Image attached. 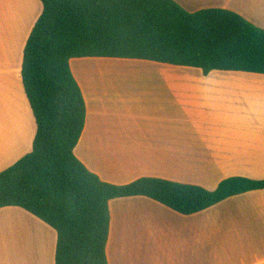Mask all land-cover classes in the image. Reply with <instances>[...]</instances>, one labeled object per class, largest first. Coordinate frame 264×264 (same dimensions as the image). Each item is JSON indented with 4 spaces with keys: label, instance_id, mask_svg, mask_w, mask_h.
<instances>
[{
    "label": "crops",
    "instance_id": "obj_1",
    "mask_svg": "<svg viewBox=\"0 0 264 264\" xmlns=\"http://www.w3.org/2000/svg\"><path fill=\"white\" fill-rule=\"evenodd\" d=\"M173 1L188 13L228 10L264 30V0ZM39 2L0 0V173L33 151L37 125L21 75L29 33L24 45L15 40L22 19L42 14ZM119 60L127 64L102 65ZM71 70L87 106L75 156L103 182L155 178L215 191L231 177L264 180V75L104 58L74 59ZM119 71L142 82L117 89L106 78ZM110 211L109 264H264V190L190 216L146 197L113 200ZM56 245L37 217L0 210V259L17 250L23 261V246L33 262L21 264H55Z\"/></svg>",
    "mask_w": 264,
    "mask_h": 264
},
{
    "label": "trees",
    "instance_id": "obj_2",
    "mask_svg": "<svg viewBox=\"0 0 264 264\" xmlns=\"http://www.w3.org/2000/svg\"><path fill=\"white\" fill-rule=\"evenodd\" d=\"M43 11L23 52L22 81L37 125L33 151L0 173V210L20 208L57 233L55 264H109L110 203L146 197L190 216L264 190L231 177L215 191L142 178L103 182L75 156L87 106L71 61H150L264 75V30L222 9L188 13L173 0H40Z\"/></svg>",
    "mask_w": 264,
    "mask_h": 264
},
{
    "label": "rangeland",
    "instance_id": "obj_3",
    "mask_svg": "<svg viewBox=\"0 0 264 264\" xmlns=\"http://www.w3.org/2000/svg\"><path fill=\"white\" fill-rule=\"evenodd\" d=\"M40 4L41 3L39 2V5ZM31 11H32V9H31ZM40 13H41V7L37 11L34 9L32 13L31 12L29 13L30 14L29 16H26L24 19L21 20L23 22L27 18L23 22V24L20 23L22 25L18 28L19 32H17L18 36H17V38L15 40V44L16 43L22 44V45L25 44V42H24L25 37L27 36L28 33H29L28 34V38L30 37V32L32 31L34 25L38 21L40 15H41ZM15 23H17V22H15ZM10 24H14V23L12 22ZM9 30L14 32L12 28L9 29ZM13 34L14 33H11L9 35V37H12ZM17 46L19 47V45H17ZM16 52H17V50H16ZM104 64L105 65H111L109 67L114 66V68L116 69V67H115L116 65H124V64H127V63H125V61L119 60V61H115L114 63L113 62H111V63H102V65H104ZM74 66H75V64H74ZM98 66H100V65H98ZM118 68H121V67H118ZM107 75L108 74H106V73L105 74L102 73L101 76L102 77H106ZM106 82L114 85L117 89H125L128 86H130V85H134V84H137V83L142 82V81L136 75L133 76L132 74H129L128 72H123V71L120 72L119 71V73L117 72V73H114L111 76H107ZM17 225H18L17 227L19 228L20 226L24 227L25 224L22 225L21 223L17 222ZM17 248L19 250V253H21V255H22V260L23 261L25 259L26 260L28 259L29 262H33V259L31 258L30 251L29 252L25 251V248L23 246L22 247L18 246ZM7 257H8V255L6 257L2 256V258L0 259V264H21L23 262V261H21L19 259L20 256H18V251L17 250L15 252V258L14 259L11 257V254L9 255L8 259H7ZM14 260H16V261H14Z\"/></svg>",
    "mask_w": 264,
    "mask_h": 264
}]
</instances>
